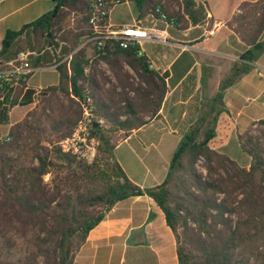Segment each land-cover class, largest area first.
<instances>
[{
  "label": "trees",
  "instance_id": "1",
  "mask_svg": "<svg viewBox=\"0 0 264 264\" xmlns=\"http://www.w3.org/2000/svg\"><path fill=\"white\" fill-rule=\"evenodd\" d=\"M52 1L51 10L18 30L5 32L0 69H6L7 62L25 49V33L30 47L54 42V33L59 34L58 40H70L72 48L77 45L80 34L64 31V21L72 11H78L75 24L81 26L88 16L86 0ZM133 1L141 13L154 11L161 2ZM164 1L167 11L173 4L182 5L194 22L199 19V11L205 17L204 7H196L195 0ZM240 8L243 11L232 21L248 47L220 82L207 111L180 139L163 181L152 187L142 188L126 176L114 158L111 136L119 131L127 133L143 125L146 114L152 117L157 113L167 90L166 75L150 69L146 59L138 56L137 47L114 49L108 62L116 82L107 89H102L104 82L84 73L82 50L73 54L70 74L65 63L57 66L58 84L40 92L38 104L26 113L27 117L37 123L41 112L50 129L65 136L80 116L79 108H74L79 101L70 94L80 99L83 86L88 84L93 89L94 113L104 119L105 126L92 127L97 153L90 162L62 152L52 139L43 144L41 138H34L29 147L23 132H32L34 126L26 118L10 126L8 140L6 135L0 136V264L20 262L13 259L20 236H32L28 243L36 247L41 264H75L76 249L104 217V213L93 216L89 208L106 205L107 211L121 199L142 194L150 196L163 211L175 235L178 264H264V119L252 122L238 135L240 148L251 158L248 166H240L213 146L224 90L247 73L264 52V0L243 2ZM167 15L175 21L183 20L179 10L172 9ZM40 61L41 58L32 59L31 64L38 66ZM122 61L136 73V85L122 71ZM8 77L5 80L0 76V124L8 122L12 107L36 100L33 89L27 88L22 94L25 81ZM126 88L134 90L132 97ZM59 92L67 99L66 104ZM10 151L17 153L16 158L9 155ZM23 153L29 155V162L17 164ZM13 167L18 173L10 178ZM47 174L51 175L49 181L44 180ZM85 181L88 186L77 194L78 207L74 208L73 197L62 192V185L69 183L79 189Z\"/></svg>",
  "mask_w": 264,
  "mask_h": 264
},
{
  "label": "crops",
  "instance_id": "2",
  "mask_svg": "<svg viewBox=\"0 0 264 264\" xmlns=\"http://www.w3.org/2000/svg\"><path fill=\"white\" fill-rule=\"evenodd\" d=\"M195 1L196 7L202 5L205 10V17L202 18L199 11L196 22L190 19L180 4H173L168 11L165 10L164 0L156 5L166 15L172 9L183 14L182 21H175L171 17L173 25H169L152 10L141 13L133 0H122L121 3L112 5L108 11V22L112 26L154 28L158 33L157 38L143 40L137 54L146 59L150 69L166 75V93L157 113L152 117L148 114L144 116L143 125L127 133H117L120 137L113 148L114 158L126 176L142 188L152 187L163 181L180 139L207 111L220 82L230 74L233 62L238 61L239 55L248 47L234 30L236 23L232 21V17L243 11L240 8L243 2L257 0ZM53 5L52 0H0V49L7 30L20 29L51 10ZM71 27L72 29L67 28L71 35L80 28L74 22ZM83 28L85 29V25ZM22 37L27 48L28 36L25 33ZM73 48L70 40H58L56 37L54 42L46 41L44 48L34 57L41 58V64L34 66V72L26 81L23 80L25 86L22 94L30 88L35 91L36 98L48 86L57 85L59 72L57 67L51 66L63 60ZM80 50L86 60L85 74H91L94 79L104 82L101 84L102 89H107L116 82L108 62L114 50L102 56L101 62L92 59L93 48L90 45ZM70 61L61 62L66 64L68 74L71 73ZM122 71L129 75V80H138L126 61H122ZM37 72L41 74L36 77ZM116 89L119 90V87ZM35 101L21 105L25 107L24 115L32 109ZM221 101L222 111L216 122L213 146L224 153L229 135L236 136L239 145L238 135L252 122L264 119V52L252 63V68L247 73L224 90ZM18 106L9 111V126L17 122L12 119V113ZM161 140L163 158L154 150L147 164L144 159L145 148L154 147ZM243 153L245 156H241V163L230 158L246 167L251 158ZM150 168L155 180L145 183L143 176ZM74 263L178 264L175 235L167 225L163 211L150 196H129L117 201L104 213L103 219L88 231L85 240L74 253Z\"/></svg>",
  "mask_w": 264,
  "mask_h": 264
},
{
  "label": "built area",
  "instance_id": "3",
  "mask_svg": "<svg viewBox=\"0 0 264 264\" xmlns=\"http://www.w3.org/2000/svg\"><path fill=\"white\" fill-rule=\"evenodd\" d=\"M88 16L76 33L80 34L77 45L69 52L63 60L56 62L51 67H57L64 60H71L74 53L85 46L93 48L92 59H98L116 47L127 49L137 47L139 49L143 40H151L158 37L154 28H144L140 26H112L108 22V11L114 4H119L122 0H86ZM154 12L169 25L174 24V20L169 18L159 6L154 7ZM71 24L75 16L71 15ZM85 25V29L83 26ZM71 28V25L68 26ZM56 37H54V41ZM40 49H22L16 53L12 60L7 62L9 67L0 71L1 78L9 80L8 76H15L16 79L25 80L31 75L35 67L31 64L32 59L41 51ZM137 80V79H136ZM79 83V81H78ZM130 93H133L132 91ZM74 99L79 101L80 116L72 132L59 141V146L63 152L71 153L77 156H85L88 152L94 151L96 137L92 133V127L95 123L103 124L104 120L95 115L96 106L92 97L90 87L82 90V97L78 99L70 94ZM9 137L6 135V140ZM201 162V161H199Z\"/></svg>",
  "mask_w": 264,
  "mask_h": 264
},
{
  "label": "rangeland",
  "instance_id": "4",
  "mask_svg": "<svg viewBox=\"0 0 264 264\" xmlns=\"http://www.w3.org/2000/svg\"><path fill=\"white\" fill-rule=\"evenodd\" d=\"M72 13L75 16V20L78 19L77 17L80 16V13L78 11H76V12H73L72 11L68 15V17L66 18V20L64 21V28H63L64 31H66L67 28H68V26L71 25V21L72 20L70 18H71ZM74 23H75V21H74ZM81 24H83V23L81 22ZM68 29H71V28H68ZM58 35L59 34H55L54 33V36L55 37L58 36ZM40 45H35L33 47H29L28 46L27 48L26 47H24V48H26V49H37V50H40L44 46L43 45L41 47ZM25 46H26V44H25ZM7 66L9 67V65H7ZM6 69H0V71L6 70ZM40 74H41V72H37L36 73V77L38 75H40ZM53 74H54V72H53ZM130 81L132 83H134V85H136L137 82H138V80H136V81L130 80ZM79 83L81 84V81H79ZM85 87H89L88 84H85L83 86V89ZM90 89H91V93H92L93 92V89L92 88H90ZM126 91H127L129 97H132L134 95V90L133 89L126 88ZM131 91L133 93H130ZM58 95H59V97L61 99L64 100V103L66 104L67 103V99L64 98L63 95L60 92L58 93ZM40 97H41V93L36 97L35 104H38ZM92 97H93V95H92ZM74 108H76V109L79 108V110H80V107L79 106L77 107V105H74ZM24 109H25V107H21V106L16 107L13 110L12 119L13 120H16V121H21V120H23V119L26 118L28 121H31L32 126H34V130L32 132H30V133L27 132V131H24L23 132V135L26 136V138H25L26 139V143L29 144L28 145L29 147L33 144L34 138H39V139L41 138L43 144L46 143L47 140L52 139V140L57 141L56 144L59 146V141L62 138H64L65 136L69 135L72 132V130H73L75 124H76V122H75V124H74V126H73V128H72V130H71L70 133L66 134L63 137H60L61 132H59L57 130L56 131L55 130H51L50 127H49V125H48V123L45 122V119H46L45 114H42L40 112V114L38 115L39 120L37 121V123H34V121H32V119H33L32 117H27L26 114L25 115L23 114ZM102 126L104 127L105 126V123H103ZM9 128H10V126L8 125V122L7 123L0 124V136L7 135V132L9 131ZM117 133L118 132L112 134V136H111V140H112L113 143H115L118 140V138L120 137V136H118ZM23 142L24 141H22L20 143L23 144ZM162 145H163V143H162V140H161L158 143V145H155L154 146L155 148L153 146H147L145 148L146 155L144 156V159L147 162V164L150 162L149 159H150L151 154H152V152L154 150H157V152H159V154H161V157L163 158V155H162V153H163V147H162ZM96 153H97V145L95 144L94 151L88 152L85 156H77V155H74V154H71V153H69V154L75 156L76 158H81V159H84L87 162H90V161L93 160V158L95 157ZM224 153L227 154L229 157L235 159L238 163H241L243 161L242 158H241V156H245V154L241 151V149H240V147H239V145L237 143L236 136H233V135H229V137H228V139L226 141V145L224 146ZM9 155H11L13 158H16L17 153L15 151H10L9 152ZM29 160H30L29 155H27L26 153H23L21 155L20 159L18 160V163L17 164H19V163H21V164H27L29 162ZM34 162H36V160ZM198 164H201V163L198 162ZM148 167H149V165H148ZM198 168L199 169H202V168H200L199 165H198ZM16 170H17V168H14L13 167V170L9 173L8 176L10 178H12L13 176H15L16 173H18V171H16ZM152 172H153V170L150 168L149 171H147V173L143 176L145 183H152L155 180L154 173H152ZM50 178H51V175L50 174H47V175L44 176V180L45 181H49ZM82 184H83V186H81L79 189H73V185H71L69 183H66L65 185H62V192L73 197L72 198V205H73L74 208H77L78 207V203H77V200H76L77 194L80 193V192H85V190H86L85 185L88 186V184L86 183V181H85V183H82ZM89 210L91 211L92 215L95 216V215H97L99 213H105L106 212V205L97 206L96 208H93V209L92 208H89ZM10 234L14 235L13 232L10 233ZM78 234L79 233H77L76 236ZM29 239H32V236H20V238L17 239V247L15 249H13V252H14L13 259L14 260L18 259L20 262L19 263H16V264H41L42 257L37 252L36 247L34 245L28 243V240ZM77 243H78V239L75 238L74 239V245H77Z\"/></svg>",
  "mask_w": 264,
  "mask_h": 264
},
{
  "label": "water",
  "instance_id": "5",
  "mask_svg": "<svg viewBox=\"0 0 264 264\" xmlns=\"http://www.w3.org/2000/svg\"><path fill=\"white\" fill-rule=\"evenodd\" d=\"M96 125H97V123L94 124V126H96Z\"/></svg>",
  "mask_w": 264,
  "mask_h": 264
}]
</instances>
